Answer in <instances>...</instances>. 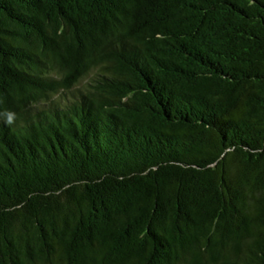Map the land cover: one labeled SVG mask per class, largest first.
<instances>
[{
	"label": "trees",
	"instance_id": "obj_1",
	"mask_svg": "<svg viewBox=\"0 0 264 264\" xmlns=\"http://www.w3.org/2000/svg\"><path fill=\"white\" fill-rule=\"evenodd\" d=\"M0 264H264V0H0Z\"/></svg>",
	"mask_w": 264,
	"mask_h": 264
},
{
	"label": "clouds",
	"instance_id": "obj_2",
	"mask_svg": "<svg viewBox=\"0 0 264 264\" xmlns=\"http://www.w3.org/2000/svg\"><path fill=\"white\" fill-rule=\"evenodd\" d=\"M14 118H15V114L12 113V112H8L7 113L6 123H8L9 125H11L14 122Z\"/></svg>",
	"mask_w": 264,
	"mask_h": 264
}]
</instances>
